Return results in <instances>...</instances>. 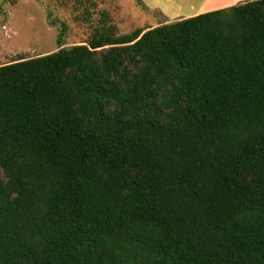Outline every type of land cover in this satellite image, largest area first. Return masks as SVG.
<instances>
[{"label": "trees", "instance_id": "16d2710c", "mask_svg": "<svg viewBox=\"0 0 264 264\" xmlns=\"http://www.w3.org/2000/svg\"><path fill=\"white\" fill-rule=\"evenodd\" d=\"M57 43L0 66V264H264V0Z\"/></svg>", "mask_w": 264, "mask_h": 264}, {"label": "rangeland", "instance_id": "374dc122", "mask_svg": "<svg viewBox=\"0 0 264 264\" xmlns=\"http://www.w3.org/2000/svg\"><path fill=\"white\" fill-rule=\"evenodd\" d=\"M179 1L185 2L184 9L188 8V0H175V4ZM144 2L0 0V66L57 52L60 35L62 48H71L86 44L94 34L106 32L109 27L121 36L164 24L160 12L150 5L151 0ZM240 4L243 1H236L234 6Z\"/></svg>", "mask_w": 264, "mask_h": 264}, {"label": "crops", "instance_id": "0c3cea01", "mask_svg": "<svg viewBox=\"0 0 264 264\" xmlns=\"http://www.w3.org/2000/svg\"><path fill=\"white\" fill-rule=\"evenodd\" d=\"M144 1L142 0L146 4ZM236 1L247 2V0H188L187 9L182 7V4L185 3L184 1H181V3L179 1L175 4V0H151L150 5L153 7V10L160 12L161 18L164 21L163 23L167 24L172 23V21L176 22L212 11L230 8L236 4ZM151 28H154V26Z\"/></svg>", "mask_w": 264, "mask_h": 264}]
</instances>
